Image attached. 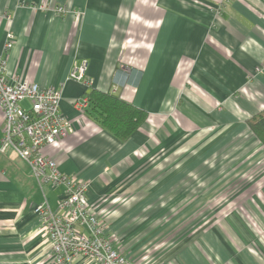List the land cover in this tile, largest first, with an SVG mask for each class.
Segmentation results:
<instances>
[{
  "label": "crops",
  "instance_id": "crops-1",
  "mask_svg": "<svg viewBox=\"0 0 264 264\" xmlns=\"http://www.w3.org/2000/svg\"><path fill=\"white\" fill-rule=\"evenodd\" d=\"M9 30L10 80L61 88L73 126L43 151L90 182L116 248L136 264H264V145L248 124L264 108V0H0V52ZM82 59L91 86L147 112L127 140L77 104ZM64 188L45 187L54 209ZM43 198L29 165L0 153V264H56Z\"/></svg>",
  "mask_w": 264,
  "mask_h": 264
},
{
  "label": "built area",
  "instance_id": "built-area-1",
  "mask_svg": "<svg viewBox=\"0 0 264 264\" xmlns=\"http://www.w3.org/2000/svg\"><path fill=\"white\" fill-rule=\"evenodd\" d=\"M51 9L61 15L68 12L67 6L61 4ZM7 18L11 19L10 16ZM16 39V33L9 30L0 52V107L4 113L0 153L13 149L29 165L43 191L44 198L35 210L40 217V228L48 235L54 261L56 264H71L74 256L82 254L93 257L98 264H136L114 246L106 236L104 224L90 208V182L62 171L57 161L44 153L45 145L67 136L73 126L61 110V88L10 80L7 54ZM88 69L89 61L82 59L70 71L69 77L91 86ZM77 104L85 107L86 97L80 98ZM60 185L65 188L54 209L45 187Z\"/></svg>",
  "mask_w": 264,
  "mask_h": 264
},
{
  "label": "trees",
  "instance_id": "trees-1",
  "mask_svg": "<svg viewBox=\"0 0 264 264\" xmlns=\"http://www.w3.org/2000/svg\"><path fill=\"white\" fill-rule=\"evenodd\" d=\"M86 110L119 140H127L146 120L147 112L113 94L93 86L85 91ZM248 124L264 145V108L248 118Z\"/></svg>",
  "mask_w": 264,
  "mask_h": 264
}]
</instances>
